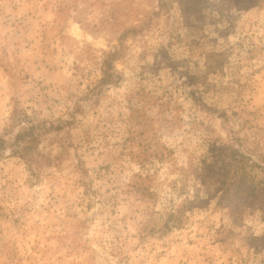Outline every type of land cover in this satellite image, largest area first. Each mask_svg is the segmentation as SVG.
I'll return each mask as SVG.
<instances>
[{
    "label": "rangeland",
    "instance_id": "rangeland-1",
    "mask_svg": "<svg viewBox=\"0 0 264 264\" xmlns=\"http://www.w3.org/2000/svg\"><path fill=\"white\" fill-rule=\"evenodd\" d=\"M0 264H264V0H0Z\"/></svg>",
    "mask_w": 264,
    "mask_h": 264
},
{
    "label": "trees",
    "instance_id": "trees-1",
    "mask_svg": "<svg viewBox=\"0 0 264 264\" xmlns=\"http://www.w3.org/2000/svg\"><path fill=\"white\" fill-rule=\"evenodd\" d=\"M116 52H109L107 53L105 56H104V59H103V62H102V69H103V76L106 78V77H109V74H110V68H111V65H112V61L114 60L115 56H116ZM35 129L34 127H29L26 131H23L21 134L17 135V140H22V141H25L29 138L30 142H34L35 141ZM25 156L27 158L26 161L27 163L30 165V163L34 162V160L32 161L31 160V156H30V152L32 151V147L31 146H27L26 150H25Z\"/></svg>",
    "mask_w": 264,
    "mask_h": 264
}]
</instances>
